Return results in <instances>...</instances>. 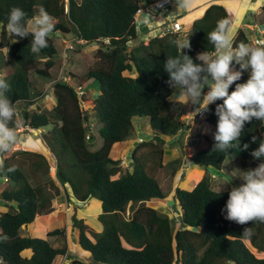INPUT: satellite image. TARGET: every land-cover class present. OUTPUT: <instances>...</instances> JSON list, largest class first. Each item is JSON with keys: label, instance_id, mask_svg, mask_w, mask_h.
<instances>
[{"label": "trees", "instance_id": "16d2710c", "mask_svg": "<svg viewBox=\"0 0 264 264\" xmlns=\"http://www.w3.org/2000/svg\"><path fill=\"white\" fill-rule=\"evenodd\" d=\"M143 1L0 0V26L7 24V16L14 6L21 7L27 19L38 15L43 8L54 20V33L74 34L78 40L101 44L96 66L79 77L78 85L64 78L52 82L56 104L46 113L40 108H30L36 102L31 92L30 72L35 69L40 77L53 80L52 69L58 56L53 38L49 36V46L39 53L31 52V37L13 41L7 60L1 47L7 43L8 34L0 28V65H15L6 77L10 83L8 96L18 108L15 131L21 124L32 129L50 127L43 139L54 156L52 163L57 167L60 183L69 185L78 200L86 202L96 197L102 202L98 219L103 230H93L94 240L87 234L83 220L75 218L73 223L80 230L81 248L92 255L93 261L71 259L68 255L70 264H264V257H258L252 249L264 252V222L239 224L226 219L221 209L228 199L229 189L218 195L211 175H205L191 190L177 187L184 228H175L169 214L147 205L148 201L167 196L158 178L165 166L166 139L185 132L190 126L181 120L187 109L181 98H171L175 90L166 83L168 73L163 68L166 56L179 54L172 41L180 40V34L153 35L148 43L140 39L135 14ZM225 18L230 19L227 8L221 3L211 4L204 15L193 22L186 36L190 48L182 51L193 59L202 51L213 53L207 33L218 20ZM236 42L250 43L243 29L237 32ZM41 58L44 67L38 68ZM126 71L136 72V76L127 75ZM247 78L248 73L244 72L236 83ZM90 80L100 85L96 99H90L84 89L83 82ZM77 87L84 89L83 95ZM84 102L92 106L100 125L103 143L98 149L90 145L94 136L88 138L91 116L88 108H83ZM216 103L208 106L204 120L215 129ZM142 117L149 118L155 133L151 139L136 144L131 153L132 167L124 170L122 161L114 159L111 152L116 143L132 137L135 121ZM262 132L264 125L258 120L246 123L240 139L241 145L249 143V148L230 149L227 153L214 152L213 133L206 135V144L189 160L194 165L218 171L227 160H239L241 170L256 167L258 161L250 153L258 147V141L253 143L251 139L259 138ZM36 156L39 159L34 162L41 159L40 164L49 168L45 155ZM0 177L9 181L0 192L1 202L7 207L0 214V264H54L58 257L68 253V247H55L49 237L62 235L66 229L52 230L47 238L23 235L22 230L25 224H32L38 216L52 211V201L60 188L54 181H50V185H34L24 170L7 158L2 161ZM48 185L54 187V194ZM129 208L131 214L126 217ZM38 223L41 224L39 220Z\"/></svg>", "mask_w": 264, "mask_h": 264}, {"label": "clouds", "instance_id": "9594fccd", "mask_svg": "<svg viewBox=\"0 0 264 264\" xmlns=\"http://www.w3.org/2000/svg\"><path fill=\"white\" fill-rule=\"evenodd\" d=\"M261 5H264V0H257L256 6ZM176 16L181 21L179 16ZM26 17L27 14L21 7L14 6L7 16V24L0 28L6 30L14 42L31 37V52L39 53L41 49L49 46V36L55 29L53 18L43 8L32 19ZM163 29L156 35H165ZM175 33L180 34V40H173L172 44L179 49V54L166 56L163 63V68L168 73L166 83L179 94L184 105L193 106L188 117L192 112L205 117V111L210 104L222 101L216 103L215 107L218 119L213 133L214 152L227 153L230 149L247 150L249 143L241 145L240 139L244 135L245 124L256 119L264 125V32L258 31V34L262 33L261 38H258L262 41L259 44L236 42L237 28L231 23V19L218 20L216 26L207 33V41L212 44L213 53L202 51L197 53L195 59L182 51L190 48L189 37H186L188 30L184 27L182 32ZM137 34L139 37L143 35L145 43H148L150 38L145 36L147 33L139 34L137 31ZM235 65L239 68L237 69ZM244 72L248 73L247 80L236 83L241 80ZM233 85L234 88L229 91ZM78 88L81 87H77V91ZM82 90L84 93V89ZM9 91L8 79L0 76V153L9 151L17 141L13 125L18 108L16 102L9 98ZM89 134L91 137L92 131ZM140 139L143 140V137H138L137 142L142 141ZM257 141L258 147L252 149L250 153L251 157L258 161L257 166L240 170V174L235 175L240 177L242 182L228 190V199L221 209L226 219L239 224L264 222V132L259 138L252 137L251 142ZM50 166L51 169L54 167L52 170L57 171L54 163L50 162ZM228 182L219 186L218 195ZM64 257L68 259V253ZM68 260L70 264V259Z\"/></svg>", "mask_w": 264, "mask_h": 264}, {"label": "rangeland", "instance_id": "374dc122", "mask_svg": "<svg viewBox=\"0 0 264 264\" xmlns=\"http://www.w3.org/2000/svg\"><path fill=\"white\" fill-rule=\"evenodd\" d=\"M256 14L257 12L252 9L251 13H249L248 15V18L242 21L243 24L242 28H244V30L249 34V38H250L249 44L251 45H256L262 42L261 40L258 39L261 38L258 36H260V34L262 33L258 34L257 32L253 31L254 29L252 30L250 27L251 24L255 23ZM142 33L143 32L139 31V34ZM50 36L53 38L58 49V56L56 57V65L52 69V76H53L52 81H54L55 79L64 78L70 83L74 85H78L79 77L82 74H84L90 67L96 66L98 62L97 51L100 48L101 44L96 42L87 43L78 40L74 34H69L65 36L60 32L57 33L52 32ZM142 36L143 35H140V39L145 40L144 39L145 37ZM183 39L184 38H181V40ZM12 42H13L12 38L8 36L7 43L5 44L4 47H1V49L4 51L5 55L7 56V60H9L8 56L10 51V44ZM67 43H73L74 49L67 51L65 48ZM132 46L133 44L131 42L130 47ZM14 66L15 65L13 63L10 65L8 64L0 65V76L7 77L9 74V70L15 69ZM37 67L38 68L44 67V59L41 58L39 60ZM71 74H74L76 77H72ZM126 74L136 76V72L126 71ZM30 77L33 84V86L31 87L32 96L34 95L33 97L36 100L35 104L32 105L30 108H32L33 110L40 108V111L42 112L43 111L46 113L50 112L56 104V97L53 92V86L51 81H48L40 77L36 73L35 69L31 70ZM83 85L85 91L88 92V96L90 99H96L97 96L100 94V85L98 81L96 80L84 81ZM231 90L232 87L229 89V91ZM171 98L178 99L180 98V96L175 91ZM82 106L83 108L85 107V109L88 108L87 110L91 116V123L89 127L90 129H92L91 131L94 133V138L91 140L90 145L92 149H95L96 144H98L99 142L103 143L102 138L99 135L100 125L97 120L96 113L92 108V106H90L87 102H84ZM185 108L187 109V111L181 116V120L188 122L187 124L190 127L185 132L180 131L177 135L168 137L166 139V143H165L166 155L164 159L165 166L158 173V178L160 180L161 186L164 192L167 194V196L161 200L154 199L147 202V205L152 206L161 212L169 214L170 217L173 219V224L175 228L186 227V225H184L181 220V207L176 197L177 187L191 190L194 188L195 184L196 183L198 184V182L205 175L212 176L214 180L213 187L217 190H219V186L224 182L229 181L225 185L223 190L230 189L232 186H237L242 182L240 177L235 176L240 174L241 165L239 160H233V161L227 160L222 170L220 171L202 165H194L192 162H190L189 160L190 156L197 150L201 149L206 144V140L204 137L206 135H211L215 131V127L205 122L204 116H199L192 112L190 117H188L189 110H192L193 108L192 105L185 104ZM19 113H20L19 118L21 119L22 117L21 111H19ZM49 128L50 127H47L45 130L43 129L34 130L30 127L21 124L18 130L16 131L17 133L16 143L12 146V148L9 151L3 153V155L0 153V162H2L6 158L11 160V162H13L15 165H18L19 167H21V169L24 170V172L27 174V176L34 185H36L37 183L49 184L50 181L55 182V180L59 182L57 178V171L52 170L50 165L49 168H47L46 165L40 164V162L42 161L41 159L38 162H34L37 161V159H39L36 156L38 153L45 155V157L49 160V162L51 163L53 162L49 147L45 145L44 143L45 141L43 139V134L47 133L49 131ZM154 133L155 132L152 130L150 126V120L148 117H142L139 118V120L135 121V132L131 138L126 140L127 142L125 143V147L121 149L117 147L113 151L114 158L122 161L121 164L122 166H124V170L132 167L131 153L133 151V148L138 143L137 142L138 137L141 136L143 137V139L148 140L153 137ZM42 144H44V148L40 147ZM122 150L124 151V153H122ZM117 153H119L118 155H120L119 158H117ZM8 184H9L8 180H4L0 177V192ZM59 184L61 183L59 182ZM49 185H48L49 191L52 194H54L55 191L54 187ZM61 186L64 185L61 184ZM59 194L57 195L59 196ZM57 195H55L54 198H56ZM73 196L74 195L70 193L67 198L65 197L62 198L61 205L64 204V208L66 209L60 212L62 213L61 218L66 217L65 218L66 221L64 222L70 225L67 234L66 235L62 234L57 236V240L55 239V242L56 244H59V247H63V246L68 247L69 258L75 257L87 262L93 261L92 255L81 248L78 241V236L77 237L72 236V231L75 230V227L73 226L75 218L81 219L84 221V223L87 226L89 237L92 240L95 239L93 230L94 231L97 230L96 227L94 226L93 220H88V218H90L92 215L95 214L94 210L96 209V206H93L91 204L92 207L88 208L87 210L88 214H87L85 210L87 208L89 200L84 202L74 198ZM56 202H61L60 196L56 198ZM3 206L5 205L1 202L0 199V214L5 212V209L7 208L6 206H5L6 208ZM86 214L89 215V217ZM130 214H131V208L128 209V211L125 213V216L129 217ZM95 220L97 224L99 223L102 224L99 220H97L96 217ZM41 224L38 223V225H34L35 226L34 233L35 235H39V236H34L30 234L31 236L46 238L45 235H43L44 225ZM64 225L66 227V224ZM24 228L25 227H23L22 230L23 234L26 233L24 231ZM78 229L79 227L77 228V230ZM27 232H30V230ZM54 238L55 236L52 237V240ZM252 249L258 257H264V252H260L256 248H252ZM24 254L26 256L29 255L28 253L26 254L25 252ZM68 259H66L64 256H60L56 259L54 264H68L69 263Z\"/></svg>", "mask_w": 264, "mask_h": 264}, {"label": "crops", "instance_id": "0c3cea01", "mask_svg": "<svg viewBox=\"0 0 264 264\" xmlns=\"http://www.w3.org/2000/svg\"><path fill=\"white\" fill-rule=\"evenodd\" d=\"M213 3H221L227 8V10L230 14L231 23L237 28V32L240 29L244 30V28H242L243 27L242 21H244L245 19L248 18V15H249V13H251L252 9L255 10L257 12V14L255 15V23L251 24L250 27L252 30L254 29L253 31H255L257 33H258V31H262V33L264 32V5L257 7L256 6L257 0H173L172 5L168 8L167 11H162L160 14L155 13L150 18H148L144 15H142L140 17L141 24L142 23L144 24V26H143L144 31L143 32L147 33L145 36H147L148 38H151L153 35H156L157 33L162 31V29L166 26L167 21H169L170 19H173L176 15H178L179 18L181 19L184 27L188 30V33H189L191 30V26H192L193 22L196 19L202 17L204 15L206 9ZM247 35L249 36L248 33H247ZM261 35L259 37H261ZM92 134L94 136L93 132H92ZM126 142L127 141H123L120 143H116L114 145L113 150L111 152V156L113 158H114L113 151L117 147H119L120 149L124 148ZM44 143H45V145H47L46 142H44ZM101 144H102L101 142L96 144L95 149H98L101 146ZM40 147L44 148V144H42ZM126 149H127V147H126ZM122 153H124L123 150H122ZM118 154L119 153H117V158L120 157V155H118ZM51 157L54 158V156L52 154H51ZM114 159H116V158H114ZM55 182H56V186H58L60 188L59 196H60L61 202H56V198L59 197L57 195L56 198H54L52 201V203H53L52 208H51L52 211L48 214H43V215L38 216L34 223L30 224L27 228L24 229V231L26 233H24L23 235H30L31 234L34 236H39V235H35V233H34V229H35L34 225H37L36 223L38 220L42 222L41 225H44L43 235H45V237H47V234L49 231H52V230L60 228V227L66 229V232L64 233L65 235L69 231V225L70 224H67L64 222V221H66V219H65L66 217L61 218L62 213H60V212L66 209V208H64V204L61 205L62 198L63 197L67 198L70 193L73 195V192H72V189L69 185L61 186V184H59V182H57L56 180H55ZM91 204L93 206H96V209L94 210L95 214L91 216L92 219H91V217L88 218L89 215H87L88 214L87 213L88 208L92 207ZM3 207H5V206H3ZM68 209H69V206H68ZM6 210H7V208L5 209V211ZM101 211H102V202L99 199L97 200L96 197L91 198L89 200V203L87 205L85 212L87 213L86 215L88 216L87 217L88 220H93L94 226L96 227L97 232L103 230V225L100 223L97 224L96 220H95V217L97 218V220H99L98 215L101 213ZM84 216H85V213H84ZM62 222H63V224H62ZM64 224H66V227ZM29 230H30V232H27ZM79 233H80L79 229L77 230V227H75V230L72 231V236L73 237H77V236L79 237ZM87 233L89 235L88 231H87ZM55 239L57 240V236H55V238L53 239L54 241L52 240V237H49V240L51 241V243L55 247H59V244H56ZM68 253H69V251H68ZM74 258L75 257H72L71 259H74Z\"/></svg>", "mask_w": 264, "mask_h": 264}, {"label": "built area", "instance_id": "2783aa9c", "mask_svg": "<svg viewBox=\"0 0 264 264\" xmlns=\"http://www.w3.org/2000/svg\"><path fill=\"white\" fill-rule=\"evenodd\" d=\"M67 2L69 0H66ZM172 0H153L152 2L148 3L145 0L142 2L140 7L137 9L135 18H136V28L139 33L140 30V24L141 20L140 17L142 15L150 18L153 14L159 13L161 11L167 10V8L171 5ZM184 30V27L181 23V21L176 16L173 20H171L169 23H166V26L163 29V34L167 33H175V32H182ZM66 50H71L74 48L73 43H67L65 46ZM207 91V89H205ZM78 92L80 94H83V90L81 88H78ZM90 137V134L88 135V138ZM142 140V139H140ZM54 169V167H52Z\"/></svg>", "mask_w": 264, "mask_h": 264}, {"label": "bare ground", "instance_id": "6f19581e", "mask_svg": "<svg viewBox=\"0 0 264 264\" xmlns=\"http://www.w3.org/2000/svg\"><path fill=\"white\" fill-rule=\"evenodd\" d=\"M143 26H144V24L142 23V24H140V30L141 31H144V29H143Z\"/></svg>", "mask_w": 264, "mask_h": 264}, {"label": "water", "instance_id": "95a60500", "mask_svg": "<svg viewBox=\"0 0 264 264\" xmlns=\"http://www.w3.org/2000/svg\"><path fill=\"white\" fill-rule=\"evenodd\" d=\"M24 226L27 228L29 226V224H25Z\"/></svg>", "mask_w": 264, "mask_h": 264}]
</instances>
